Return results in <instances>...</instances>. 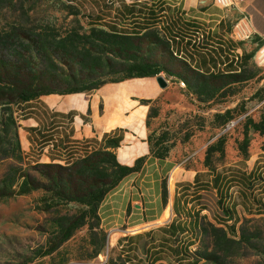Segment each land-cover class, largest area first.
I'll return each mask as SVG.
<instances>
[{"label":"rangeland","instance_id":"obj_1","mask_svg":"<svg viewBox=\"0 0 264 264\" xmlns=\"http://www.w3.org/2000/svg\"><path fill=\"white\" fill-rule=\"evenodd\" d=\"M81 1L0 0V31L20 35L26 47L25 37L34 35L39 46L38 37H42L60 50L52 54L29 49L32 72L47 82L74 85L71 75L85 87L114 81L123 75L119 66L122 59L134 55L160 64L165 70L155 78L163 77L171 85L152 111L151 143L155 154L174 157L179 164L164 176L161 197L140 177L134 184L143 190L137 187L138 191H132L125 213L118 217L115 210L104 220L101 207L132 174L104 196L97 215H92L79 186L46 176L57 172L52 165L72 166L76 161L71 162L68 153L84 145L65 142L51 151L43 144L56 139L46 138L51 134L26 138L19 124L24 120L21 106L0 107V264H152L147 249L154 243L152 238H160V227L175 218L177 182L190 179L193 170H206L207 157L210 166L220 172H250L264 155V136L247 129L250 121L259 122L264 117L263 62L246 59L240 72L225 78L214 80L187 73L182 80L178 74L185 73L183 64L169 53L167 39L158 28L136 48L107 29L89 26L84 16L89 15L88 10L92 13L95 1ZM12 53L7 52V58L20 63L27 59ZM246 134L252 136L247 161L241 152ZM259 161L264 172V158ZM102 171L111 179L116 168L106 164ZM236 186L228 192L229 205L237 206L240 218L236 237L218 220L223 213L216 191L203 194L201 202L206 210L201 213L191 248L193 260L198 259L199 264H264V215L242 207ZM73 226L75 230L65 240ZM147 233L151 237L145 236ZM128 237L133 242L126 240ZM162 257L156 264H179L169 255Z\"/></svg>","mask_w":264,"mask_h":264},{"label":"trees","instance_id":"obj_2","mask_svg":"<svg viewBox=\"0 0 264 264\" xmlns=\"http://www.w3.org/2000/svg\"><path fill=\"white\" fill-rule=\"evenodd\" d=\"M75 1L77 0H71L72 3ZM94 1L93 7L91 8L92 13L88 10L87 14L89 15L84 16L88 19L89 26L107 29L112 35L125 38L136 48H141L140 46H142L145 41H148L147 35L149 32L158 28L167 39L169 53L183 64L182 66L185 73L178 74V77L182 80H186L184 74L187 73L192 75L197 74L202 78H212L214 80L235 75L242 70L246 63V59L251 58L250 56L245 57L243 54L235 57L230 65L232 73L227 75L222 73L202 74L194 70L189 63L183 62L178 58L179 54L175 50V37L177 31H175L173 26L174 21L169 23V25H162V17L166 16V9L162 4L157 2H152L150 4L147 2L127 4L124 0L120 2L116 0ZM82 4L87 9L86 4L83 2ZM171 26L172 28H170ZM34 38V35H27L25 37V40L29 44L26 47L23 46V43L20 41V35L0 31V107H10L13 105L17 107L21 106L23 109L19 112L25 119L28 116L29 104L37 101L42 96L49 94L89 92L103 84H94L91 87H85L81 84V80L79 78L77 79L75 75H71V78L76 81L74 85L47 82L43 78L41 79L36 76L32 72L30 66L32 58L30 57V59H28L30 56L29 49L31 50V48L34 47L35 50H46L47 52H52V54H56V52L59 54L60 50H57L55 45H51L42 37H38L40 42L39 46ZM231 42L234 45L235 43H241L233 40H231ZM229 50H234V48L229 47ZM7 52L8 54L9 52H14L16 55L27 59H23L21 63L17 62L12 58H7ZM118 57L121 58V56ZM134 57L135 58L132 59L121 58L123 62L119 64V66L122 67L121 72L123 75L119 79L114 80V82L132 78L156 77L165 70V68L155 61H150L145 57L138 59L136 55H134ZM234 62L236 64L235 67L233 65ZM168 73L169 75L175 76L172 72L168 71ZM181 84L185 86L184 81H182ZM231 122L229 121L223 128L227 127ZM247 129L248 132L252 134L258 133L264 136V117H262L259 122L250 121V123L247 124ZM35 130L36 129H32V131ZM53 140L50 139L43 144L46 146L53 144L52 150H54V148L64 143V141H60V139H57L55 142H53ZM122 140L123 136L120 134L118 136L114 135L113 137L105 135L100 143L97 141H84L81 144H97L99 147L84 158L75 160L76 162L74 161L75 163L71 164L72 166L69 165L68 168H63L60 165L49 166L52 170L54 169L57 172H53V176H51L50 173H46V176L50 180L56 182L65 180L71 187L72 185L79 186L80 191L85 192L83 199L86 201L89 208L88 212L96 216L98 204L104 196L115 188L123 177L140 171L146 160V158H140L132 167L120 165L112 149L119 146ZM251 141L252 136L248 137L246 134L244 144L241 147V152L245 161L248 160L247 147ZM149 142L153 156L159 159L168 157L163 153H154L151 135L149 137ZM260 158H264V155ZM260 158L256 161L255 168L250 172H220L210 166L209 158L207 157L205 167L208 168V171L206 173L198 174L193 183L178 184V191L176 190L173 203V210L177 218L174 219L170 225L160 229L163 234L162 241L155 243L156 247H153L152 243L150 249L147 251L151 257L154 255L152 264H156L162 260L159 254L169 255L178 260L179 264H199L198 259L195 261L193 260L195 254L191 251V248L196 242L197 230L200 228L201 213L206 210V207L201 202V192L203 191H217L218 205L223 213V216L221 215L218 220L233 237H236V226L240 222V218L236 210L237 206L235 207L234 204H225V200L230 201L231 199L228 193H222V186L223 189L226 188L229 191L234 188L235 185H238L236 187L242 199V207L249 213L254 211L258 215H264V172L263 168L259 167ZM106 164H113L116 168L115 176L111 179L107 178L106 174L102 171L103 166ZM56 174L57 177H55ZM257 188H259V190ZM92 191H97V193H92ZM73 230H75V226L67 230L68 232L65 240L70 237ZM152 240L155 242L154 238H152ZM151 248L152 250L153 248H158V250L151 252ZM126 262H129L128 258H126Z\"/></svg>","mask_w":264,"mask_h":264},{"label":"crops","instance_id":"obj_3","mask_svg":"<svg viewBox=\"0 0 264 264\" xmlns=\"http://www.w3.org/2000/svg\"><path fill=\"white\" fill-rule=\"evenodd\" d=\"M125 2L162 4L166 9V16L162 17V25H169L174 21L173 26L177 31L175 50L179 54L178 58L189 63L194 70L202 74L232 73L230 65L234 58L241 54L264 63V0H232L231 6L228 7L217 5L215 0ZM243 18L249 21L254 37L234 45L230 40L231 33L235 24ZM229 47H233L234 50H229ZM233 65L236 66L235 62ZM170 85L168 82L166 88L160 87L155 77L132 78L117 82L108 81L89 92L45 95L29 104L28 116L19 121V124L26 138L38 137V134L47 132L51 135L46 138L60 139L68 144H81L84 141L100 143L105 135L113 137L121 134L122 142L112 149L117 162L122 166L132 167L138 159L146 158V160L140 172L126 177L113 190L115 192L104 207H101L104 208L102 215L106 214L104 220L109 218V212L113 214L115 210L119 212L118 217H120L121 213H125L132 191H138L137 187L141 188V185L134 184L135 180L140 177L142 181L148 180L146 185L151 184L150 189L161 197L164 176L171 173L179 164L174 157L159 159L153 156L149 142L152 132L150 127L152 110L166 97ZM32 129L36 130L32 131ZM93 145L95 148L99 147L97 144ZM46 148L52 151L51 145H47ZM207 171L208 168L204 171L193 170L190 179L177 182L174 198L178 184L193 183L198 174ZM230 190L221 187L223 194L230 193ZM205 192L209 191L201 192L202 197ZM225 204L228 205L229 200H225ZM173 214L176 219L174 210ZM160 229V238L155 240L153 247H156L155 243L162 241L163 234ZM145 236L151 237V233ZM126 240L133 242L131 237ZM151 244L150 242V246ZM157 250L158 248L153 250L151 248V252ZM159 255L163 258V254ZM149 257L151 258V255Z\"/></svg>","mask_w":264,"mask_h":264},{"label":"built area","instance_id":"obj_4","mask_svg":"<svg viewBox=\"0 0 264 264\" xmlns=\"http://www.w3.org/2000/svg\"><path fill=\"white\" fill-rule=\"evenodd\" d=\"M215 3L221 7L231 6L232 0H215ZM254 37V33L250 28L249 21L246 18L240 19L234 26L231 33V40L235 42H246ZM229 126V125H228ZM227 126V127H228ZM56 140L54 139L53 142ZM83 147H75L74 151L68 153L69 160L75 161L79 158H84L88 154L95 151V147L92 144H83ZM53 148V144L51 145Z\"/></svg>","mask_w":264,"mask_h":264},{"label":"water","instance_id":"obj_5","mask_svg":"<svg viewBox=\"0 0 264 264\" xmlns=\"http://www.w3.org/2000/svg\"><path fill=\"white\" fill-rule=\"evenodd\" d=\"M157 81L162 88H166L168 85V82L163 77H158Z\"/></svg>","mask_w":264,"mask_h":264}]
</instances>
